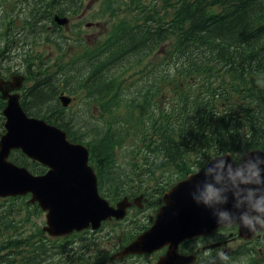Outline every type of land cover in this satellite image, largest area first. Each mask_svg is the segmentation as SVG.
I'll return each instance as SVG.
<instances>
[{"label": "trees", "instance_id": "trees-1", "mask_svg": "<svg viewBox=\"0 0 264 264\" xmlns=\"http://www.w3.org/2000/svg\"><path fill=\"white\" fill-rule=\"evenodd\" d=\"M1 1L10 31L22 21L29 29L43 28L37 23L76 12L84 0L39 1L43 17L37 19L31 1L24 10L19 0ZM97 2L91 18L108 17L105 37L94 45H82V38L75 37L82 48L56 69L26 79L32 84L20 101L28 115L57 125L69 140L87 146L102 196L112 203L126 193L153 189L155 204L163 190L215 155L230 152L239 158L264 150V0ZM23 30L18 33L25 36ZM60 91L74 100L86 97L85 103H94L101 115L88 120L84 108L66 112ZM4 106L0 96L1 129ZM116 150L131 161V167L117 165V183L112 175ZM10 159L43 171L19 150ZM16 223L11 212L0 211V264H98L95 255L102 256L103 244L87 245L91 252L84 254L86 245L78 240L76 254L67 256L72 242L49 240L41 228L19 229ZM143 228L129 231L128 239L120 236L110 252Z\"/></svg>", "mask_w": 264, "mask_h": 264}, {"label": "water", "instance_id": "water-1", "mask_svg": "<svg viewBox=\"0 0 264 264\" xmlns=\"http://www.w3.org/2000/svg\"><path fill=\"white\" fill-rule=\"evenodd\" d=\"M55 21L66 24L68 20L55 16ZM21 81L20 76L10 81L0 78L1 96L7 102L2 110L4 133L0 135V197L30 193V202H37L41 210L46 211L43 230L52 236L80 231L89 226L96 229L102 220L112 216L122 218L131 203L123 198L116 206L110 205L98 192L97 178L88 164L85 145L71 142L61 128L29 116L23 110L19 95L10 93L21 87ZM59 99L64 106L71 101L70 97L62 94ZM13 149L21 150L32 160L48 167V170L35 175L26 167L13 163L8 159ZM241 157V167L245 172L254 168L259 173L243 192L227 180L230 166L233 174L238 170L232 154L226 152L210 158L206 165L212 170V176H206L202 171L203 164L167 189L154 219L150 217V221H153L151 226L112 258L150 253L167 246L165 255L159 256L156 264H191L196 257L178 251L179 244L185 239L205 236L234 222L238 224V235L243 238L261 228L259 219L264 221V215L253 211L251 205L264 200V150H249ZM221 164L222 170L218 167ZM221 172L224 180L219 184L214 183L221 192L220 201L205 204L202 193L206 184ZM249 192L252 193L251 202ZM234 193H238V196ZM140 198H135L134 202ZM245 216L250 223H245Z\"/></svg>", "mask_w": 264, "mask_h": 264}, {"label": "rangeland", "instance_id": "rangeland-1", "mask_svg": "<svg viewBox=\"0 0 264 264\" xmlns=\"http://www.w3.org/2000/svg\"><path fill=\"white\" fill-rule=\"evenodd\" d=\"M19 1L20 2L17 5H19L22 10H24L28 5V2H26L27 0ZM28 1H31V5L33 7L31 10L34 13L33 17H36V19L38 17H43V9L40 8L39 1L42 2L44 0ZM96 1L97 0H84L76 12H71L65 15L68 18V22L65 25L57 23L55 19H53V16H51L48 17V19H44L40 23H37L38 26H43V28L35 29L34 27L33 29H29L26 21H22L13 30L7 31L5 30L6 26L4 24L7 19L2 18L3 2L0 0V20L3 19L2 27L4 28L2 31V28L0 27V76L2 78H10L12 75L18 73L25 76L24 81H26V79L33 80L39 72L43 75L44 69L49 68L50 70H53L59 66L58 64H60V61H68V59L73 56V52L82 48L79 43H82V45L84 43L90 45H94L96 43L98 44L105 37L107 33L105 28H107V24H109L110 21L108 17L97 19L91 18L93 13H95L99 8V3L96 4ZM16 12H19V7L16 8ZM37 25L34 24L33 26ZM20 30L26 32V35L23 36L21 33H18ZM77 36L78 38H82L83 42L77 43L76 40L78 38L75 40V37ZM29 47H32L35 53H29ZM29 71L30 73H28ZM57 77L58 76L56 75V78ZM31 84L32 81H26L24 83L22 82L23 87L18 91L20 98L24 96L23 94L26 87L30 86ZM60 93L63 92H59L58 98ZM70 98L74 100V97ZM85 98L86 97L75 99L70 106H66V112H76L80 110L82 112V109L84 108L86 119H97L98 115H101V113L91 101L86 104ZM67 105H69V103ZM61 106L64 107L62 104ZM80 114L81 113H79V115ZM116 151L118 167L120 164L130 166V160L123 159L120 152L118 150ZM114 168L115 167H112V169ZM118 174L120 173L118 172ZM152 190L153 189H151V191ZM151 191L146 192L149 200H152V193H150ZM26 202V198L20 199L14 197V200H10L8 198L5 201L0 199V211L5 213L11 212V216L17 221L16 227L19 229H24V226H26V228L31 231H33L32 229H35L36 227L41 228L45 224L44 212H39L32 205H26ZM132 213L134 215V220L132 222L134 223H126L125 225L127 228L123 229L120 226L115 225L114 221H108L104 226L106 230H112V234H114L116 237V246L119 244L120 236H127L128 239L129 231H134L139 227H145L147 225L146 217L144 218L143 213ZM44 237L48 236L46 235ZM112 238L113 237H106V243L105 239L103 238H89V236L81 237L80 239H78L77 236L70 235L63 238L59 237V239H62L63 241H67L68 239H76L72 242V246L68 249L66 254L67 256H70V254L73 255L74 253L76 254V248L74 247L77 245V240L80 242V244L86 245L82 247L83 249L81 251L84 254L89 250V246L87 245H90L91 243L103 244V247H100L102 256L95 255L98 257V260L95 261L98 264H113L110 262V257H112L110 250L114 246L113 242H110ZM206 241V239H203L189 243L183 250L185 253L182 254L199 255L201 258H203L202 263L205 262L207 256L210 254L209 251L211 250V248L206 245L208 244ZM125 244V242L122 243V245ZM195 246L199 249L198 253L193 251ZM89 251L91 252V250ZM162 253L163 251L158 250L143 256L131 255L123 261H119L115 264H155L157 257ZM241 259L244 260L242 264H256V262H254L250 257H241L239 260Z\"/></svg>", "mask_w": 264, "mask_h": 264}, {"label": "flooded vegetation", "instance_id": "flooded-vegetation-1", "mask_svg": "<svg viewBox=\"0 0 264 264\" xmlns=\"http://www.w3.org/2000/svg\"><path fill=\"white\" fill-rule=\"evenodd\" d=\"M113 170V175L115 177L114 181H116L118 180L117 164H115V168ZM140 194L142 195V198L136 202H133L135 197ZM126 197L130 202H133V204L129 207V213L131 214V216H134L132 212H135L136 214L143 213L144 218L146 217L147 223L149 222V217L155 215L157 209L163 204V201L160 197L157 198V202L154 204L155 198L152 197V200H149L146 193L144 192H139L135 195L129 193L128 195H126ZM116 201L114 203H116ZM106 223L107 222L104 223L103 227L101 226V229L99 228L94 232L90 230L83 231V237L89 236V238H103L105 239L106 243V237H113L110 242H113V245L116 247V237L114 236V234H112V230H106L104 228ZM114 224L116 225L115 221ZM148 224L150 225V222ZM237 228V224L233 223L223 228H219L207 235L205 238L208 244L206 245L211 248V250L209 251L210 254L207 256L205 262L203 263V258L197 255L198 261L194 264H242L244 260L239 259L245 256L250 257L254 262H256V264H264V227L256 230L250 237L246 238L240 237L238 235ZM193 241H198V239L184 241L179 246V252L185 253L183 252L185 246L189 243H192ZM165 250L166 248H163L161 251H163L164 253ZM193 251L198 253L199 249L195 246ZM123 260H110V262L115 264Z\"/></svg>", "mask_w": 264, "mask_h": 264}, {"label": "clouds", "instance_id": "clouds-1", "mask_svg": "<svg viewBox=\"0 0 264 264\" xmlns=\"http://www.w3.org/2000/svg\"><path fill=\"white\" fill-rule=\"evenodd\" d=\"M241 161L242 157L239 161L233 160V163L236 164L238 170L235 172V174H233L230 166L228 170L227 180L240 192H243L247 185L251 184L254 180L257 179L259 173L254 168H249L247 169V172H245V170L241 167ZM218 167L221 170L223 169L222 164L218 165ZM202 171L205 172L206 176H212V170L207 168L206 162L204 163V168L202 169ZM223 180L224 176L221 172L213 177L212 182H208L206 184L205 191L202 193V200L205 204H211L213 202L220 201L221 192L214 186V183L219 184ZM234 195L238 196V193H234ZM251 196L252 193L249 192V202H251ZM251 207L253 211L264 215V200L255 202L251 205ZM244 219L246 224L250 223L246 216L244 217Z\"/></svg>", "mask_w": 264, "mask_h": 264}]
</instances>
